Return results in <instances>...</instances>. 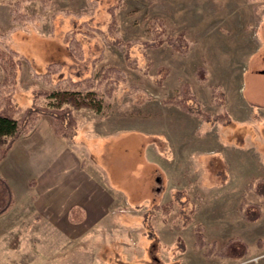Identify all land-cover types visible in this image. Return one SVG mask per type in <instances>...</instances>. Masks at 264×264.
Here are the masks:
<instances>
[{
  "label": "rangeland",
  "instance_id": "obj_1",
  "mask_svg": "<svg viewBox=\"0 0 264 264\" xmlns=\"http://www.w3.org/2000/svg\"><path fill=\"white\" fill-rule=\"evenodd\" d=\"M0 48L20 60L19 115L47 103L35 91H100V110L70 101V142L84 137L101 183L146 199L127 209L138 232L74 240L41 264H264V0H0ZM185 84L210 119L176 103ZM223 114L230 123L213 120ZM21 197L0 215V264H40L19 251L34 232L42 247L51 241Z\"/></svg>",
  "mask_w": 264,
  "mask_h": 264
},
{
  "label": "crops",
  "instance_id": "obj_2",
  "mask_svg": "<svg viewBox=\"0 0 264 264\" xmlns=\"http://www.w3.org/2000/svg\"><path fill=\"white\" fill-rule=\"evenodd\" d=\"M259 74H262L261 71ZM40 125L38 122L28 137L18 138L0 161V177L7 181L14 196H22V203L28 211L26 216L33 210L37 213L34 216L35 223L50 232L51 241L44 247L37 239L38 234L34 232V237L37 238L30 248L24 247L23 251H19L23 252L22 257L38 259L35 261L41 264L45 257L55 258L53 254H59L61 249L67 254L70 247L74 248V240H87L101 235L114 240L115 237H120L122 228L138 232L139 225L133 221L138 216L135 218L127 209L133 204L141 205L146 200L141 198L143 191L138 192L133 187L127 188L125 192V187H119L115 182L114 186L104 185L101 183V168L93 163L86 164L83 158L85 153L89 154L85 150L84 137L83 142L73 144L70 142L72 139L60 140L50 125ZM92 138L100 139L101 134ZM126 138H105L107 148L114 150L121 147ZM125 143L128 145L125 149L131 152L129 148L133 144ZM127 153L128 151L124 154ZM12 155L17 158L16 172H1ZM23 170L27 175L22 180L17 172L23 174ZM119 177L121 176L113 175L112 179ZM114 187L124 191L120 192ZM29 193L32 196L29 197ZM122 205H125L124 208ZM77 207L83 213V221L80 223L72 222L70 217L71 211ZM136 211L139 209L136 208Z\"/></svg>",
  "mask_w": 264,
  "mask_h": 264
},
{
  "label": "trees",
  "instance_id": "obj_3",
  "mask_svg": "<svg viewBox=\"0 0 264 264\" xmlns=\"http://www.w3.org/2000/svg\"><path fill=\"white\" fill-rule=\"evenodd\" d=\"M19 66L20 60L14 53L0 48V70L5 74L3 83L0 85V161L5 158L18 138L30 134L35 129L43 116L50 117V126L57 136L73 139L77 134L78 122L73 116L70 105L72 99L78 105H87L96 110H100L103 102V95L93 85L87 90L35 91L34 99L44 98L47 103L44 106L34 103L19 115L21 110L13 101V86L16 83ZM70 85L77 86L78 84L72 82ZM193 99L188 85L185 84L182 87V97L176 103L187 112L210 119L199 108L193 107ZM213 120L221 125H226L230 123L231 119L228 115L223 114L214 117ZM260 193L264 195V191ZM13 203L12 190L6 180L0 177V215L5 213ZM247 215L250 222L256 221L259 217V210L251 209ZM70 217L74 223L83 221L81 208L73 209Z\"/></svg>",
  "mask_w": 264,
  "mask_h": 264
},
{
  "label": "water",
  "instance_id": "obj_4",
  "mask_svg": "<svg viewBox=\"0 0 264 264\" xmlns=\"http://www.w3.org/2000/svg\"><path fill=\"white\" fill-rule=\"evenodd\" d=\"M262 74H264V71H261Z\"/></svg>",
  "mask_w": 264,
  "mask_h": 264
}]
</instances>
